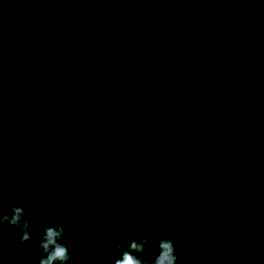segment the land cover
Instances as JSON below:
<instances>
[{"label": "trees", "instance_id": "1", "mask_svg": "<svg viewBox=\"0 0 264 264\" xmlns=\"http://www.w3.org/2000/svg\"><path fill=\"white\" fill-rule=\"evenodd\" d=\"M66 41L101 58L124 115L189 122L240 186L264 179V0H0V59ZM92 69L75 48L0 68V215L23 207L31 233L5 222L0 264H39L45 227L67 264H115L128 236L146 258L168 240L177 264H264V188L237 191L229 154L184 126L121 121Z\"/></svg>", "mask_w": 264, "mask_h": 264}, {"label": "clouds", "instance_id": "2", "mask_svg": "<svg viewBox=\"0 0 264 264\" xmlns=\"http://www.w3.org/2000/svg\"><path fill=\"white\" fill-rule=\"evenodd\" d=\"M55 209V205L52 206ZM44 216L54 215L47 209L42 210ZM11 215H0V227L7 222L9 227L18 226L20 233V245H26L31 240L29 231V221L25 219V210L23 207H11ZM43 241L39 244V249L44 253L39 264H67L72 259L68 248L61 243L64 232L62 227H45L43 229ZM148 240H136L128 236L127 242L118 244V250L124 249L121 259L115 261V264H177L178 256L171 241L161 240L159 254L155 258H146L143 253L146 251Z\"/></svg>", "mask_w": 264, "mask_h": 264}, {"label": "water", "instance_id": "3", "mask_svg": "<svg viewBox=\"0 0 264 264\" xmlns=\"http://www.w3.org/2000/svg\"><path fill=\"white\" fill-rule=\"evenodd\" d=\"M59 48H75L83 53H85L91 60L92 62V83L98 87H100L108 96L110 99L112 106L115 108L116 112L118 113L119 118L121 121L124 123H129L131 121L139 120V119H145V118H157V119H164L169 122L184 126L188 129H190L193 133H195L197 136H199L201 139H203L211 148L213 149H222L226 151L230 158H229V175H230V182L231 185L240 193L247 194V195H259L264 188V179L254 188H245L242 187L238 184L235 178V167H236V161L233 157V150L230 149L229 147L223 145V144H216L210 139H208L206 136H204L195 126H193L189 122L182 121L180 119L174 118L170 115L160 113V112H155V111H139L132 113L130 115H124L116 100L114 95L111 93L109 90V87L107 84H105L100 76H99V69L102 66V60L101 58L97 55L96 52L92 51L90 48H88L86 45L83 43L77 42V41H66V42H61L58 44H51V45H45V46H39V47H29V48H24L18 51L12 58L10 59H0V68L9 71L13 69L14 66H17L20 64L22 58L28 54L35 53V52H40V51H45L49 49H59Z\"/></svg>", "mask_w": 264, "mask_h": 264}]
</instances>
